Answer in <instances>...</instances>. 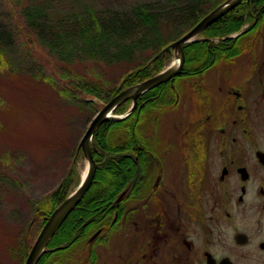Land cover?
Wrapping results in <instances>:
<instances>
[{
	"label": "flooded vegetation",
	"instance_id": "obj_1",
	"mask_svg": "<svg viewBox=\"0 0 264 264\" xmlns=\"http://www.w3.org/2000/svg\"><path fill=\"white\" fill-rule=\"evenodd\" d=\"M262 50L216 77L184 78L190 96L180 107L176 82L155 90L156 124L190 119L180 141L163 147L140 136L139 157L125 143H134L138 178L114 199L121 219L63 247L59 264H264Z\"/></svg>",
	"mask_w": 264,
	"mask_h": 264
},
{
	"label": "trees",
	"instance_id": "obj_2",
	"mask_svg": "<svg viewBox=\"0 0 264 264\" xmlns=\"http://www.w3.org/2000/svg\"><path fill=\"white\" fill-rule=\"evenodd\" d=\"M173 3L164 7L156 3H142L124 10L94 11L87 7L78 11L79 0H29L20 10L18 32L33 33L37 36V43L46 49L49 55H55L61 61L74 59H93L97 64L112 66L120 63L131 64L136 61L140 53L151 52L150 58L143 64L136 65L126 72L120 79L116 89L104 100H109L128 86L142 82L159 72L169 57H156L160 48L167 44L164 35L167 28L175 31L189 30L209 10L221 4L224 0H172ZM64 4L65 7L60 6ZM67 8L62 10L59 9ZM244 25L248 28L235 39H222L240 31ZM264 25V0H243L234 9L216 20L202 32L203 39L184 46V63L180 77L202 78L204 73L217 66L220 62H229L238 58L247 50L248 44L240 39L252 32H256ZM8 19L0 20V51H7V44L12 40ZM218 39L217 42L211 41ZM78 54V55H76ZM89 57V58H88ZM7 57L0 63V67L7 66ZM64 75V74H63ZM101 87L103 85H100ZM96 86L85 84L82 92L98 93ZM155 89L142 96L137 101V124L141 121L144 108L157 100L154 98ZM156 95V94H155ZM123 103L115 110L122 114L128 107ZM135 114L132 117H135ZM131 118L100 126L93 137V157L97 164L94 181L80 204L68 215L66 222L71 235L62 238L59 229L51 239L48 247L62 246L64 241H70L74 236L81 239L103 226L112 215L113 206L118 202L106 203V199L116 198L123 187L126 178L133 180L137 177V165L132 164L117 155L122 149L119 143H111L114 137L128 132L129 140L135 148L142 146L136 129L132 128ZM128 127H126V125ZM126 127V128H125ZM113 129L112 133L111 130ZM109 167V168H108ZM131 167L134 173H128ZM73 171V172H72ZM74 169L66 175L59 185L35 207V219L44 222L53 209L61 203L74 187ZM134 175V177H133ZM110 177L113 180L109 181ZM82 225H77V222ZM77 241V240H76ZM55 250L54 252H57ZM48 253L41 256L37 264H45Z\"/></svg>",
	"mask_w": 264,
	"mask_h": 264
},
{
	"label": "rangeland",
	"instance_id": "obj_3",
	"mask_svg": "<svg viewBox=\"0 0 264 264\" xmlns=\"http://www.w3.org/2000/svg\"><path fill=\"white\" fill-rule=\"evenodd\" d=\"M150 2L161 7L173 3L172 0H79L76 9L124 10ZM25 3V0H0V14L9 19L13 30L10 37L18 40V44L13 40L11 52L8 51L11 44L7 47L9 64L0 67V264H21L20 261L25 259L22 252L26 247L30 248L42 224L40 220L33 221L35 204L71 173L72 163L74 186L80 181L86 162L75 154L97 111L81 97H99L106 102L102 97L106 98L117 88L121 77L151 55V52L140 53L131 64L123 62L112 66L88 59L62 63L54 55L49 58L44 53L46 49L38 43L23 45L22 37L28 33L20 34L17 27L22 21L19 7ZM60 6L65 7L62 3ZM64 9L67 8L59 11ZM256 32L262 34L257 41H251L252 35L245 36L242 41L250 42L252 49L259 52L264 47V25ZM175 34L171 33L170 41ZM263 58L264 49L257 53L258 61ZM220 70L215 68L202 79L215 76ZM185 83L189 81H176L183 90L179 107L188 103L185 98L190 96L189 84ZM85 84L95 85L98 92L95 94L100 96L93 93L82 96L80 89ZM146 119L139 124V133L153 145L157 146L155 142H158L163 147L168 142L176 145L174 141H180V131L190 122L186 116L177 115L164 116L152 125ZM175 124L181 126L174 129ZM113 140L117 142L121 138L117 136ZM127 172L134 173L135 170L129 167ZM25 232L28 233L26 239Z\"/></svg>",
	"mask_w": 264,
	"mask_h": 264
},
{
	"label": "water",
	"instance_id": "obj_4",
	"mask_svg": "<svg viewBox=\"0 0 264 264\" xmlns=\"http://www.w3.org/2000/svg\"><path fill=\"white\" fill-rule=\"evenodd\" d=\"M240 2L241 0H227L222 5L218 6V8H216L214 11L207 14L184 36H182L176 42L170 44L162 51V53L170 52V49L175 51L174 58L177 61V64L173 68L165 70L149 78L148 80L123 90L93 118L79 144L82 154L87 161V170L85 172L84 178L73 194L66 198L58 207H56L47 218L45 226L43 225L42 229L40 230V233L31 248V254L27 257L25 264H36L37 260L39 259L42 247L45 246L49 241V236L52 234L57 225L67 217V215L75 208L77 204H79L91 185L96 171V166L91 152V140L96 129L106 121L118 122L124 120L134 111L136 107V100L141 94L179 74L183 64V45L193 41L194 38H196L204 29H206L214 21H216ZM127 100H131L132 104L130 109L125 114L121 116H108V112L111 114L117 106Z\"/></svg>",
	"mask_w": 264,
	"mask_h": 264
},
{
	"label": "bare ground",
	"instance_id": "obj_5",
	"mask_svg": "<svg viewBox=\"0 0 264 264\" xmlns=\"http://www.w3.org/2000/svg\"><path fill=\"white\" fill-rule=\"evenodd\" d=\"M181 1H182V0H179V3H180ZM177 2H178V0H177ZM216 8H218V5L215 6L214 8H212L211 10H209L207 13H211V12L214 11ZM247 28H248V26H245V25H244V26L241 28V30H242V29H247ZM237 32H238V31H237ZM22 39H23V45L34 44V43L37 42V36H36L35 34H33V33H28L25 37H22ZM15 42L18 44V40L15 41ZM15 42H14L13 44H11L10 47L8 48V51H9V52H11L12 47L14 46ZM6 52H7V51H0V63H1L2 61H4V59H5V57H6ZM89 60L94 61L93 59H89ZM142 82H143V81H142ZM157 104H158V101H156V100L153 101L152 103L148 104V105L144 108L143 112H145L146 114H149V115L152 114V113L155 111V109H156V107H157ZM110 115H112V114H110V112H108V116H110ZM111 133H112V131H111ZM133 144H134V143H133ZM133 144H130V145L126 146L125 148L118 150V152H117V155H121L123 158H126L127 161L132 162V164L137 163V160H136L135 158H130V157L128 156V150H129V148H130ZM94 148H95V147H94V144L92 143V144H91V149L94 150ZM139 153H140V148L137 147V148L135 149V154H134V156H135V157H139V156H140ZM83 157H84V155H83ZM108 168H109V167H108ZM91 185H92V184H91ZM91 185L89 186V188H88V190L86 191V193L89 191ZM86 193H85V195H86ZM106 203H108V204L111 203V204H112V203H114V199H113V198L106 199ZM122 214H123V209L120 208V209L117 210V214H116L115 216L108 215V217H107V218H108V221H109V222H117V221H119V220L121 219ZM33 221H34V220H33ZM109 222H106V223L103 225V227L106 228V227L108 226V223H109ZM72 223H73L72 221H70V222H66L65 220L61 221V222L57 225V227L54 229V231L52 232V234L49 236V240H51V239L54 237V235L57 233V231H58L59 229H61V230L64 232L65 236L71 235L72 233H71V231L68 230V226H69L70 224H72ZM76 224H77V225H82V222L79 221V222H77ZM44 226H45V223H44ZM31 250H32V249L28 250V251L25 253V256H26V257H28V256L31 254ZM45 251H46V245L42 247L39 257L43 256V255L45 254Z\"/></svg>",
	"mask_w": 264,
	"mask_h": 264
}]
</instances>
